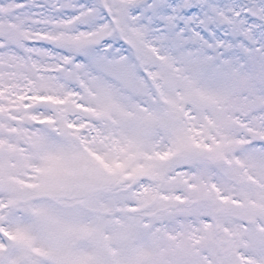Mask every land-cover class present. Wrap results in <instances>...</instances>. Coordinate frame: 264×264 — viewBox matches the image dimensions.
<instances>
[{
    "label": "snow or ice",
    "instance_id": "6c2138e0",
    "mask_svg": "<svg viewBox=\"0 0 264 264\" xmlns=\"http://www.w3.org/2000/svg\"><path fill=\"white\" fill-rule=\"evenodd\" d=\"M0 264H264V0H0Z\"/></svg>",
    "mask_w": 264,
    "mask_h": 264
}]
</instances>
